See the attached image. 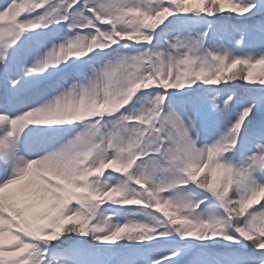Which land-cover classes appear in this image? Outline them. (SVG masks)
<instances>
[{"label": "snow or ice", "instance_id": "snow-or-ice-1", "mask_svg": "<svg viewBox=\"0 0 264 264\" xmlns=\"http://www.w3.org/2000/svg\"><path fill=\"white\" fill-rule=\"evenodd\" d=\"M0 264H264V0H0Z\"/></svg>", "mask_w": 264, "mask_h": 264}]
</instances>
